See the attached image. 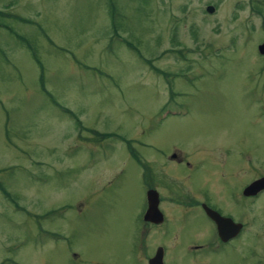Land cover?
Here are the masks:
<instances>
[{"label": "rangeland", "instance_id": "374dc122", "mask_svg": "<svg viewBox=\"0 0 264 264\" xmlns=\"http://www.w3.org/2000/svg\"><path fill=\"white\" fill-rule=\"evenodd\" d=\"M0 13V264H133L139 163L167 218L150 243L163 264H264V191L241 195L264 176V0H0ZM185 195L247 231L218 248Z\"/></svg>", "mask_w": 264, "mask_h": 264}, {"label": "flooded vegetation", "instance_id": "af4514ba", "mask_svg": "<svg viewBox=\"0 0 264 264\" xmlns=\"http://www.w3.org/2000/svg\"><path fill=\"white\" fill-rule=\"evenodd\" d=\"M170 114L173 115L174 113L173 114L170 113ZM169 157H170V160H172V162L173 161L176 162L175 165L181 166V165L185 164L187 166V168H190V164H186V163H188L187 162V158L188 157H187L186 154L185 155H181L180 158H177L176 154L172 153V154L169 155ZM137 166H138V170L141 171V177H140L139 182H140V185L145 187V190L143 192V195H144L143 209H142L141 213L137 215L138 228H139V232H138V248H137V251H136L137 252V258H136V261L133 262V264H148L150 259L153 257V255H154V253H155L157 248H161V250H162V258H161V262H162V259L164 257L165 251H163V248L160 247V245H156L153 248V251H152V246L150 245V243L153 242L154 239H156L155 236H151V235L158 231V229L160 227V224L163 225L165 223V220H167V218L165 217V214L160 209V203H161L162 199H160L157 191H155V188H156L155 185H156L157 181H155V185L152 184L153 186H151L150 183L152 182V180L148 181V180H150L151 177L147 176L148 180L145 179L146 178L145 171H146V169H148L147 168L148 166L143 164V163L142 164L139 163V165H137ZM143 176H145V177H143ZM155 177L157 178V176L154 174L152 176V178H155ZM147 181H148L149 184H147ZM147 190H153L157 194V209H158V211L160 212V214L162 216V221L160 223H155L154 221H151V220L150 221L149 220H144V214H145V212L147 210V202H146V192H147ZM173 194H176L177 196L171 197L170 198V202L173 203L174 205L178 206L179 205L178 204V200L182 201L183 197L179 198L178 196H179L180 193L175 191V190H174ZM202 196H204V195H202ZM185 199H186L187 204H190L192 206H197L198 205L199 210H201V212L203 213V211L201 209V204H205L206 205L205 199H200V201H194L193 198L188 196V195H185ZM206 206L208 207V205H206ZM208 208H210L211 210L215 211L216 213H218L222 217H228V216L221 215L217 210H215V209H213L211 207H208ZM211 225L213 227V238L217 241L218 248L228 245L232 241H234L237 238H239L241 236V234H245V232L247 231L242 225L240 230L238 231V233L233 238L228 239L226 242H221V241H219L217 239L216 232H215V227H214V224L212 222H211ZM145 237L148 240V246L146 245L147 240L146 241L144 240ZM146 247L148 249L150 248V250L146 251ZM197 248H199V247H197ZM198 250H200V248ZM96 263L97 264H101L98 261ZM79 264H92V263L91 262H82L81 261V262H79ZM162 264H163V262H162Z\"/></svg>", "mask_w": 264, "mask_h": 264}, {"label": "water", "instance_id": "95a60500", "mask_svg": "<svg viewBox=\"0 0 264 264\" xmlns=\"http://www.w3.org/2000/svg\"><path fill=\"white\" fill-rule=\"evenodd\" d=\"M213 11L212 7H206L205 12L211 14ZM258 55L264 56V42L257 46ZM264 190V176L255 179L248 185H246L241 195L243 197H254L258 193ZM147 210L144 214V220H151L155 223L162 221V216L157 209V194L153 190L146 192ZM201 209L204 215L214 224L216 236L221 242H226L228 239L233 238L241 228L240 223H234L227 217H222L215 211L208 208L205 204H201ZM162 250L157 248L153 257L150 259L148 264H162Z\"/></svg>", "mask_w": 264, "mask_h": 264}, {"label": "trees", "instance_id": "16d2710c", "mask_svg": "<svg viewBox=\"0 0 264 264\" xmlns=\"http://www.w3.org/2000/svg\"><path fill=\"white\" fill-rule=\"evenodd\" d=\"M0 15H1V13H0ZM10 17H11V16H10ZM12 18L15 19V20H17V21H22V19H20L19 17H16V16H12ZM263 28H264V27H263ZM125 45H126V44H125ZM126 46L129 47L132 51H134L135 55H136L139 59H141L145 64H147V65L149 66V68H150L154 73H156V74H160L159 70H157V69H155L154 67H152L151 65H149V61L143 59L142 56L140 55V53H139L136 49H134V47H131V46H129V45H126ZM27 48H28V47H27ZM28 50L31 51V49H29V48H28ZM30 51H29V52H30ZM30 53L33 55V57H35L32 51H31ZM171 53H172V52H171ZM35 59H36V58H35ZM36 61H37V59H36ZM37 62H38V61H37ZM38 63H39V62H38ZM160 75H163V73L160 74ZM165 77H166V76H165ZM166 79H167V81H168V78H167V77H166ZM41 89L44 91L42 85H41ZM49 100H50V99H49ZM51 101H52V100H51ZM65 113H67V112H65ZM73 120H74V123L76 124V127H77L78 130H83V129H84V128H82V126L80 125V123H79L78 120H76L75 118H73ZM83 131H86V132L90 133L91 135H93V137H99V138H100V137H101V138H107V137H110L109 135H106V134H104V135H100V134L95 133L93 130H90V129H84ZM118 141H122V142H124V143L128 146V143H129L128 141H123V139L118 140ZM0 192H1V194H2L4 197L7 196L6 192L2 189L1 185H0ZM15 207H16V206H15ZM16 208H18V207H16Z\"/></svg>", "mask_w": 264, "mask_h": 264}]
</instances>
